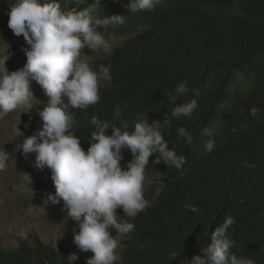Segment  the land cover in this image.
<instances>
[{
  "label": "trees",
  "instance_id": "obj_1",
  "mask_svg": "<svg viewBox=\"0 0 264 264\" xmlns=\"http://www.w3.org/2000/svg\"><path fill=\"white\" fill-rule=\"evenodd\" d=\"M9 1L14 3L0 0V41L14 43L8 60L15 71L26 63L27 45L8 27ZM128 3L100 0L101 17L125 16L123 25L111 28L124 41L108 58L91 63L96 70L110 65L113 79L98 103L73 110V130L87 150L92 117L107 120L110 128L149 119L159 122L169 147L187 162L178 170L163 161L153 164L155 154L149 158L146 175L163 181L145 192L147 212L125 217L135 225L134 238L117 264H187L229 215L235 220L228 230L235 241L230 251L264 264V0H163L154 10L135 13ZM181 82L190 92L171 103L167 94ZM192 99L198 107L191 116L171 115L176 104ZM118 105L122 112L115 117ZM252 107L258 116L249 114ZM36 124L29 125L31 134L42 127L41 118ZM179 127L192 132L191 146L178 136ZM209 139L215 140L212 152L205 150ZM122 155L126 166L131 151ZM35 171L46 180L33 184V191L49 192L51 171ZM0 264L86 261L72 258L66 245L54 249L33 237L15 249L0 244Z\"/></svg>",
  "mask_w": 264,
  "mask_h": 264
},
{
  "label": "clouds",
  "instance_id": "obj_2",
  "mask_svg": "<svg viewBox=\"0 0 264 264\" xmlns=\"http://www.w3.org/2000/svg\"><path fill=\"white\" fill-rule=\"evenodd\" d=\"M162 3L163 0H130L125 7L135 13L154 10ZM63 4L62 7L61 0H14L11 4L8 27L14 35L23 36L27 47L22 51L27 59L22 68L10 72L6 63L12 50L0 56V117L18 108L31 112V101L35 98L32 81L41 86L48 97L47 103L34 109L33 118L26 123L30 136L16 143L14 151L21 152L25 159L35 154V170L51 171L54 185L49 192L54 186L56 191L48 195L45 203L60 204L62 200L67 217L78 222L74 243L81 251L94 253L86 264H117L120 259L118 237L127 236L135 228L125 217L135 218L147 212L150 204L145 192L163 181L162 176L146 175L149 158L155 154L153 164L163 161L178 170L187 161L184 155H178L169 147L158 130L159 122L150 123L149 119H140L131 128L123 122L119 127L110 128L107 120L92 117L94 130L88 140L90 147L87 150L82 147L80 137L73 130V110H84L98 103L100 90L113 79L110 65H101L96 70L82 51L110 54L112 46L108 37L114 36L111 28L123 25L125 16L101 17L98 14L100 0L91 3L63 0ZM9 44L14 47L13 42ZM86 46L90 50L84 49ZM11 66L10 63V69ZM191 91L198 95L195 90ZM189 92L187 83L181 82L174 94L169 92L167 96L175 103ZM197 107L196 99L184 101L175 105L171 115L175 118L191 116ZM259 111L252 107L249 114L256 117ZM121 112L119 105L113 109L115 117ZM40 118L42 127L31 134L29 125L34 121L37 125ZM245 126L241 124V128ZM235 131L237 129L233 128ZM178 136L185 144H193V134L186 127L178 128ZM214 146L215 140L209 139L205 150L212 152ZM125 149L131 151L133 158L122 166V150ZM11 157L4 149L0 150V170L6 168ZM28 178L32 181L29 174L25 181ZM25 181L14 185L15 190L32 194L33 187ZM118 209L123 212H117ZM234 223V217L227 216L211 232L208 246L202 247L201 253L187 260V264H255L252 259L238 257L230 251L235 241L228 230ZM112 230H116L115 236Z\"/></svg>",
  "mask_w": 264,
  "mask_h": 264
},
{
  "label": "rangeland",
  "instance_id": "obj_3",
  "mask_svg": "<svg viewBox=\"0 0 264 264\" xmlns=\"http://www.w3.org/2000/svg\"><path fill=\"white\" fill-rule=\"evenodd\" d=\"M108 40L112 46L111 53L124 41L123 38L114 37L111 34ZM12 48L13 44L0 42V56L6 55ZM82 53L87 55L84 58H88L90 62L106 59L111 55V53L93 51L90 53L82 51ZM6 66L11 72L9 61ZM32 91L35 98L31 101V112H25L27 111L25 108H18L0 117V150L4 149L12 155L6 168L0 170V244L5 248L15 249L19 247L22 240L32 242L34 237L54 249L66 245L70 248L72 258L81 257L87 261L94 253L83 252L74 243V229L79 231L78 222L67 217V211L63 209V201L61 200L60 204H53L51 201L45 203L49 194H55V186L51 192L41 194L35 191L32 194H23L14 188V185L25 181L27 174L32 178V181L30 178L25 181L30 187L32 182L36 184L46 179L44 175L34 171L36 169L33 167L35 154H30L25 159L21 152L14 151L16 143L22 142L25 136H30L26 131V123L33 118L34 109L39 105H45L48 100L41 86L35 81H32ZM117 212L123 211L118 209ZM116 234V230H112V235ZM118 239L120 240L118 249L120 259L117 262L121 261L125 250L133 241L132 232Z\"/></svg>",
  "mask_w": 264,
  "mask_h": 264
}]
</instances>
